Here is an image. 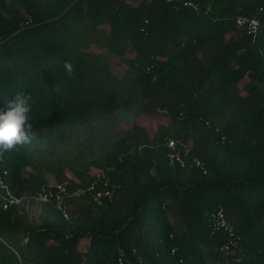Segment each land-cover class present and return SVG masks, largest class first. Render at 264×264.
Here are the masks:
<instances>
[{"label": "trees", "instance_id": "1", "mask_svg": "<svg viewBox=\"0 0 264 264\" xmlns=\"http://www.w3.org/2000/svg\"><path fill=\"white\" fill-rule=\"evenodd\" d=\"M191 1L0 0V110L23 92L33 123L0 174L17 196L98 172L113 191L67 199L68 218L43 203L40 223L0 207V264H264V0ZM238 16L261 21L256 42ZM161 112L96 155L108 124ZM168 138L206 170L170 165Z\"/></svg>", "mask_w": 264, "mask_h": 264}, {"label": "built area", "instance_id": "2", "mask_svg": "<svg viewBox=\"0 0 264 264\" xmlns=\"http://www.w3.org/2000/svg\"><path fill=\"white\" fill-rule=\"evenodd\" d=\"M170 1H180L184 5L192 7L195 10H198L199 5L191 0H167ZM236 22L239 26L246 29L248 34L251 36L252 41L256 42L259 38L261 32V21L256 17L248 16H238ZM166 144L169 147V163L170 165H179L180 167H191L198 168L199 170L205 171V164L197 157H187L189 153V148L185 147L182 151L177 149V144L174 139H166ZM7 174V170L3 171V175L0 174V207L7 209L13 204H22L26 203V207H30V202L32 199L36 201L37 204H43L46 202L55 203L56 207L66 218L69 216L68 212V203L67 199L72 197H80L86 192H94V199L97 203L102 202L103 197H111L113 191L109 188V178L103 173L98 172L95 179L91 182L90 185L86 187H79L74 190L69 188L68 182H57V183H48L42 186L41 190L35 195H26V196H17L15 195L8 184H6L3 176ZM101 184L102 186L98 187ZM218 227H224L229 231H232V227L229 222L224 217L223 211L220 210L218 213ZM235 238L229 240L226 245V250H229L235 243ZM119 264H123V259L119 258Z\"/></svg>", "mask_w": 264, "mask_h": 264}, {"label": "clouds", "instance_id": "3", "mask_svg": "<svg viewBox=\"0 0 264 264\" xmlns=\"http://www.w3.org/2000/svg\"><path fill=\"white\" fill-rule=\"evenodd\" d=\"M64 70L69 78L74 75V66L70 61L64 62ZM59 91V89H56ZM31 97L23 92H15L8 103V110H0V156L14 150L17 146L32 143L33 123L30 113Z\"/></svg>", "mask_w": 264, "mask_h": 264}, {"label": "rangeland", "instance_id": "4", "mask_svg": "<svg viewBox=\"0 0 264 264\" xmlns=\"http://www.w3.org/2000/svg\"><path fill=\"white\" fill-rule=\"evenodd\" d=\"M119 71H122V66L119 67ZM133 121L139 122L144 124L149 132L154 135L157 131L158 124L160 122H166L168 121L167 118L164 116V113H150L141 115L138 117L129 116V117H121L120 119H117L116 121L112 122L111 124H108L107 127H104V131H102V135L98 139V143L95 145L96 155L100 153L102 149V143L105 139V135H112L114 138L120 135L127 129L129 126L133 124ZM98 171L93 168L91 170V173H97ZM49 183H57V181L54 179V177L49 176ZM41 204H30V207L27 208L28 213L36 223H40V212H41Z\"/></svg>", "mask_w": 264, "mask_h": 264}]
</instances>
